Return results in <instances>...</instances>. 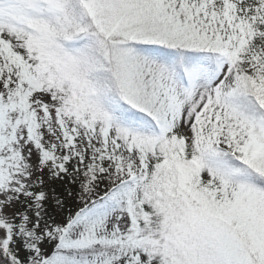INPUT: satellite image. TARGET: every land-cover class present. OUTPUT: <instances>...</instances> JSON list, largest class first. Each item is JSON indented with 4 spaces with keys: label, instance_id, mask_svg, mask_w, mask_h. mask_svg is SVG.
Segmentation results:
<instances>
[{
    "label": "snow or ice",
    "instance_id": "snow-or-ice-1",
    "mask_svg": "<svg viewBox=\"0 0 264 264\" xmlns=\"http://www.w3.org/2000/svg\"><path fill=\"white\" fill-rule=\"evenodd\" d=\"M0 264H264V0H0Z\"/></svg>",
    "mask_w": 264,
    "mask_h": 264
}]
</instances>
